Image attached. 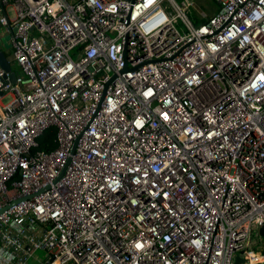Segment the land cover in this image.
Here are the masks:
<instances>
[{"label": "built area", "instance_id": "2783aa9c", "mask_svg": "<svg viewBox=\"0 0 264 264\" xmlns=\"http://www.w3.org/2000/svg\"><path fill=\"white\" fill-rule=\"evenodd\" d=\"M214 1L0 0V264H264V0Z\"/></svg>", "mask_w": 264, "mask_h": 264}, {"label": "rangeland", "instance_id": "374dc122", "mask_svg": "<svg viewBox=\"0 0 264 264\" xmlns=\"http://www.w3.org/2000/svg\"><path fill=\"white\" fill-rule=\"evenodd\" d=\"M177 2H180V0H176ZM190 1V5L187 6L184 10L187 13V15L191 18V20L194 23H197V19L201 18L203 15L207 13H211L214 9L217 8V3L214 0H188ZM162 5H166L168 9H171L168 5V0H162ZM176 26H178L179 29L182 28V23L179 20H176ZM8 35L5 34L3 37L0 38V43L4 44L5 48L8 47V44L6 43ZM10 99L9 95H4L2 97L3 102H7ZM264 238V236H263ZM264 251V248H262ZM36 256L43 259L46 256V253L44 250H37ZM35 257V256H34ZM36 260L34 258L30 259L31 264H35Z\"/></svg>", "mask_w": 264, "mask_h": 264}, {"label": "water", "instance_id": "95a60500", "mask_svg": "<svg viewBox=\"0 0 264 264\" xmlns=\"http://www.w3.org/2000/svg\"><path fill=\"white\" fill-rule=\"evenodd\" d=\"M0 64H1V66H2L4 69L10 71V77H11V79H12L13 81H15V79H16V75H17V74H16L15 71L12 69V65H11V63L7 60V57H6L5 53H4L2 50H0ZM17 201H18V200H13V201L9 202V204H6L5 207H7V206H9V205H11L12 203L17 202ZM5 207H4V208H5ZM261 233H264V230H263V229H261Z\"/></svg>", "mask_w": 264, "mask_h": 264}, {"label": "crops", "instance_id": "0c3cea01", "mask_svg": "<svg viewBox=\"0 0 264 264\" xmlns=\"http://www.w3.org/2000/svg\"><path fill=\"white\" fill-rule=\"evenodd\" d=\"M216 3H217V2H216ZM217 8H218V4H217ZM217 8L214 9L211 13H213L214 11H216ZM211 13H207V14L203 15L201 18H198V19H197V23H198V22H201L202 20H204L205 17H206L207 15H210Z\"/></svg>", "mask_w": 264, "mask_h": 264}, {"label": "trees", "instance_id": "16d2710c", "mask_svg": "<svg viewBox=\"0 0 264 264\" xmlns=\"http://www.w3.org/2000/svg\"><path fill=\"white\" fill-rule=\"evenodd\" d=\"M46 136H48V132H47V135ZM44 137V136H43ZM42 138H41V143H40V148H42V147H46V146H44L43 144H42Z\"/></svg>", "mask_w": 264, "mask_h": 264}, {"label": "bare ground", "instance_id": "6f19581e", "mask_svg": "<svg viewBox=\"0 0 264 264\" xmlns=\"http://www.w3.org/2000/svg\"><path fill=\"white\" fill-rule=\"evenodd\" d=\"M242 257H243L242 254H240V259H242Z\"/></svg>", "mask_w": 264, "mask_h": 264}]
</instances>
